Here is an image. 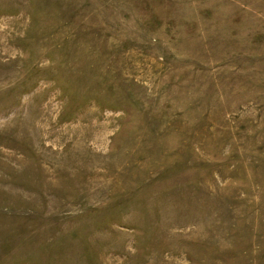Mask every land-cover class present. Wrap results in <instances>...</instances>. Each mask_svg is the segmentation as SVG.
<instances>
[{"label": "rangeland", "instance_id": "obj_1", "mask_svg": "<svg viewBox=\"0 0 264 264\" xmlns=\"http://www.w3.org/2000/svg\"><path fill=\"white\" fill-rule=\"evenodd\" d=\"M0 264H264V0H0Z\"/></svg>", "mask_w": 264, "mask_h": 264}]
</instances>
